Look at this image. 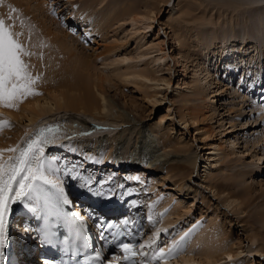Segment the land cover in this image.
I'll use <instances>...</instances> for the list:
<instances>
[{
  "label": "rangeland",
  "instance_id": "374dc122",
  "mask_svg": "<svg viewBox=\"0 0 264 264\" xmlns=\"http://www.w3.org/2000/svg\"><path fill=\"white\" fill-rule=\"evenodd\" d=\"M236 1L170 0L166 4L164 0H25L33 11L31 15L45 22L44 27H52L50 33L57 34L58 41L65 36L71 43L75 40L79 55L92 63L93 69L89 68L92 79L99 84L105 79L101 84L108 114L103 121L73 110L56 109L39 118L32 127L26 119L13 120L8 128L0 129V163H9L18 152L20 142L36 128L54 122L62 131L51 139L46 149L42 148L43 168L54 171L57 178L62 173L66 184L69 178L77 181L83 192L88 190L87 193L102 200L110 198L124 203L129 214L143 223V243L158 245L167 252L169 263L178 260L184 264L182 260L191 255L201 261L198 258L203 247L194 242L193 234L197 227L216 220L227 230L232 242L242 245L245 252L235 259L210 264H243L242 259L245 264H264L260 241H264L263 229L253 217V222H247L246 213L237 205L241 200L250 199L251 206L247 209L245 205L249 212L264 210V103L260 100L261 88L255 91V85L264 81V44L260 43L264 38L257 35L264 30L261 24L264 3L257 10L239 13L235 9L241 6ZM157 5L161 12L155 21L149 22L146 19ZM234 12L240 14L242 23L227 22ZM102 16H110L114 27L119 26L106 40L99 33L88 31L92 21L104 22ZM149 24L151 28L147 27ZM180 25V31L186 34L182 35L183 39L177 31ZM233 31L238 32L236 37ZM109 43L112 45L106 47ZM215 44L221 47L215 48ZM108 47H113L114 52L107 53L105 59L96 57ZM232 54L238 59V65L229 71L223 64L235 59ZM59 56L58 60L63 61L66 55L60 51ZM217 58L222 63L219 67L215 63ZM204 61L214 75L211 80L216 81L214 87L211 83L206 85L204 79L200 81L204 76L201 73ZM205 86V94H195L197 87ZM36 89L42 91L40 86ZM216 89L218 95L214 93ZM202 98L206 104L201 102ZM243 98L245 104L241 102ZM50 106L55 108L53 103ZM186 107L195 109L196 117L187 116L188 121L184 123L180 111H187ZM201 107L206 110L204 115L199 111ZM120 113L124 116L118 119ZM9 128L14 130L10 139L4 135ZM162 132L176 143V149L175 145L163 148ZM22 133L15 146L16 138ZM76 142H84L80 153L71 150L78 145ZM139 151L142 160L135 155ZM160 154L159 161L156 158ZM188 156L186 168L168 172L162 167L164 158L166 165H177ZM149 160L154 162L150 164ZM245 171L247 175L237 176L238 172ZM235 179L241 180V184L223 186ZM250 185L254 188L250 195L243 193V187ZM80 188L74 191L78 190L74 193L77 197L82 191ZM30 200L13 199L10 205L14 208L10 211L14 217L12 228L8 223L7 228L11 229L7 235L19 254L15 264L21 262L20 256L29 243V231L23 228V208L31 209L25 205ZM164 203L167 206H162ZM173 208L180 214H173ZM173 240L177 242L175 247L171 246L175 243Z\"/></svg>",
  "mask_w": 264,
  "mask_h": 264
},
{
  "label": "bare ground",
  "instance_id": "6f19581e",
  "mask_svg": "<svg viewBox=\"0 0 264 264\" xmlns=\"http://www.w3.org/2000/svg\"><path fill=\"white\" fill-rule=\"evenodd\" d=\"M28 1H30V0H28ZM164 2L167 4L170 2V0H164ZM261 3L263 4L264 0H240V4H239V0H237L235 2V4L238 6H241V7H237L235 9V11H237V12L239 11V13H240L242 10H246L248 13L249 11L257 10V8L259 7V5H261ZM215 5H218V4H215ZM226 9H228V8H226ZM231 10H233V9H231ZM219 11H220V9H219ZM160 12H161V10H160L159 6L157 5L155 7V10H153V12L150 13L151 16H149V18H147L146 20H149V22L155 21L157 14ZM237 12H236V14H235V12L231 13L232 15H230V18H229V20H227V22H231V23L236 22L237 24L242 23L241 20L239 19L240 14ZM31 13H33V11L31 10V7L28 5V3L25 2V0H0V18L5 20L7 27L15 34V39L19 43H21L24 51L30 53V55H22L21 59L24 61L25 64L28 65V71L30 72V74L34 78L38 77V79H36L35 84L32 86L33 92L38 93V94L27 96L25 98H21L19 101L16 102V107L9 108L3 104H0V129L8 128L9 127L8 124L10 125L13 120H23V119L28 120V122L30 123V126L32 127L34 125V123L38 121L39 118H42V116L46 115L48 112H52L56 109L73 110V111L88 115L93 119H99V120L104 121L106 119L105 114H108V112H107L108 106L106 104L107 102H106L105 98H103V94H102V86L103 85L101 83H103L105 81V79H103L102 82L99 84L98 82H96V80L91 78L89 68L92 67V63L87 59V57H84V55H81V56L79 55L80 53L77 52V50H76L77 47L73 43L75 40H73V42L71 43L68 40L69 37L65 36L63 40L58 41L59 40L58 35L55 34L54 36H52V34L50 33V29L52 27H48V28L44 27L45 22H42L40 20L37 21L35 18L36 15L35 14L31 15ZM101 15H103V14H101ZM101 19L104 20V22L103 21H99V22L92 21L93 23H92L91 27L88 29V31L91 32V34H93V33L98 34L99 33L100 36L106 40L107 39L106 36H108V34L110 32L116 31L119 28V26L114 27V25H115L113 23L114 19L111 20L110 16H102ZM53 21L54 20H52V22ZM212 22L216 23L215 21H212ZM263 23H264V21H263ZM263 23H261V24L264 25ZM54 24H56L55 21H54ZM147 27L151 28L152 24H149V26H147ZM111 28H113V29L111 30ZM181 29H182V25L177 27V31L180 32L181 39H183V36L186 34H184L182 31H180ZM241 29H243V28H241ZM237 34H238V32H234L235 36H233V37H236ZM257 35L263 36V38H264V30H262V31L260 30V32ZM249 36H251V35H249ZM255 36H256V33H255ZM255 36H254V38H255ZM249 38L253 39V37H249ZM180 43H182V42H180ZM260 43L264 44V40L262 39V41ZM110 44L111 43H109L105 46L107 47ZM113 47L115 48V47H117V45L113 46ZM113 47H108V49L105 48L106 51H101L98 55H96V57L99 56L100 59L101 58L105 59L104 57L107 55V53L114 52ZM220 47H221V45L215 44V48H220ZM257 49H259V48H257ZM107 50H109V51L107 52ZM60 51H63V54L66 55L65 59H63V61L58 60V57H60L59 56ZM213 53L216 54V52H213ZM240 53H242V52L240 51L238 54H240ZM234 56L235 55H233V54L231 55L232 58H235ZM241 57H242V54H241L240 58ZM237 60L238 59L235 58L232 60V62L229 61L230 63L224 62L223 67L225 69H228V70L231 68H234V70H235L237 68V65H238ZM118 61H119V59H118ZM215 61H216L215 63L218 64V67L221 66L222 63L219 61V58H217V60H215ZM219 62H220V65H219ZM233 63H235L234 66L232 65ZM206 64H207L206 61L202 62L203 66L201 67L202 68L201 73L204 76L202 77V79L200 81L202 83V80L204 79L206 85L208 83H211L212 87H214L213 83H216V81L213 83L211 81L214 78L213 77L214 75L210 74V72L208 71V68H206ZM91 69H93V68H91ZM33 70H36L37 72H35ZM245 74H244V77H245ZM134 75H137V73ZM230 75H231V73H230ZM141 76H142V74H140V77ZM95 79H99V77H95ZM143 79L146 80L147 78L145 77ZM164 81L166 82V80H164ZM166 83L168 84V82H166ZM217 83H220V82L217 80ZM39 86H40L42 91L36 89ZM263 86H261V84L256 85L255 90H257V88H258V90H259V88L262 89ZM206 88H207L206 86L205 87H197L195 94H197V95L205 94ZM214 91H215L214 93L217 92L215 95H218L217 89ZM251 91H252V89H251ZM244 96H245L244 98L247 100L248 99L247 96L246 95H244ZM204 98L201 99V102L206 104V102H205L206 99H204ZM240 98H241V96H240ZM244 98H243V100H241V102H243L245 104L246 100ZM50 103H53V105H55V108H52L50 106ZM205 104H204V107H205ZM204 107H201L199 109V111L201 110V112H202L201 114H203V115L206 112ZM259 111H261V110H259ZM263 112H264V110H262V113ZM180 113H181V117H182L181 119L184 120V123L188 121V119H186L187 116L188 117L190 116V118L196 117L195 109H192V108H187V111L183 110V111H180ZM123 116H124V114L120 113L117 117L119 119V118H123ZM116 122L120 123V121H116ZM229 122L230 123L233 122L232 119H230ZM49 124H52V122ZM26 127H29V125H26ZM43 127L44 126H42L40 129H37V131L35 133H39ZM6 131H7L6 132L7 134H4V135L7 138L12 133H14V130H12V128H9ZM50 132H46L45 141L48 139L49 140L46 141L45 143L43 142L42 143L43 146H46V144H48V142L52 139V137H51L52 135ZM23 135H24V133H22L21 136L16 138V142L14 144L15 146L19 143V141L21 140ZM8 139H10V138H8ZM160 139L162 140V144H163L164 149L168 148V147H172L173 145H175L174 148L176 149V143H174L169 137H166V133L164 134V132H162ZM83 143L84 142H76V144H78V145L75 147H71L72 148L71 150L75 153L82 152ZM263 149H264V146H263ZM139 153H140V151L135 152V155L139 156L140 155ZM209 154H213V153L210 152ZM160 156H161V154L158 155L159 159L156 158L159 161H160ZM138 158L140 160H142L140 156ZM156 159H155V161H156ZM189 159L190 158L188 156L186 158L185 162H183L182 164L178 163L177 165H171V164L166 165V162H165L166 159L164 158V163H163L162 167L167 169L168 172L177 171L176 169L186 168L187 165L185 163L187 161H189ZM143 160H145V159H143ZM162 161H161V164H162ZM148 162L150 164H152V162H154V160H149ZM150 166H152V165H150ZM45 169H47V168H45ZM45 169L43 170L44 175L46 174V176H49V177L52 176V178L58 176L57 174L54 173V171H53V173H54L53 174V173H51L52 171H48ZM134 174H136V171H134ZM131 175H133V174H131ZM131 175H130V177H131ZM245 175H247V171L237 173V176L239 178L243 177ZM53 179H55V178H53ZM240 181L241 180H239V179H235L234 181L227 183L223 186L229 187V185L233 186V184L236 186L235 183L241 184ZM60 184L65 186V184H62L61 182H60ZM251 186L252 185L244 186L242 189L243 193L250 195L252 189H254L253 186L252 187ZM230 188H232V187H230ZM212 189L214 190V188H212ZM85 191L87 192L88 190H85ZM77 192H78V190H77ZM77 192H74V193H77ZM262 193L264 195V192H262ZM260 197H262V194H260ZM226 198H228V197H226ZM231 198H232V196L230 195V199ZM230 199H228V200L231 201ZM16 201H18V199H16ZM167 203H168V201H167ZM167 203L162 204V206H167ZM230 203L232 204V202H230ZM250 203H251L250 199H244V200H241V202H239L237 205H240L239 208L241 207V209H239V210H241L242 213H246L245 218H247V222H253L252 217L254 218L253 219L254 221H257L256 224H258L260 226V229H263L262 235H264V210H257L256 212L255 211L253 212V210H252L251 212H249L247 210L248 209L247 206L248 205L251 206ZM25 205L31 207V209L29 207H28V209L25 208V209H27V212L29 214L35 213V217H36L38 214V208L36 206V203L34 201L30 200V203H28V204L26 203ZM245 205H246L247 209L245 208ZM11 208L12 207L10 206V209L8 210V213L6 215L9 218H11V212L10 211H12L14 209V208H12V209ZM172 213L173 214L177 213L178 215L180 214V213H178L177 208H175L172 211ZM250 213H252V214L249 216L248 214H250ZM7 217H6V220H7ZM23 228L29 231L28 242L32 241L34 238V235H35L34 232L29 230L27 227H25V222L23 223ZM34 228H35V226H34ZM251 236H252V234H251ZM188 237H190V236H188ZM247 238L250 240L251 237L250 238L247 237ZM257 238H258V236H257ZM259 239H261V238H259ZM25 240H27V238ZM193 240L195 243H199L200 246L203 247L202 253H201V255H199V257H201V258H198L199 260L201 259V261H196L195 260L196 256L191 255L189 257H185V260L182 258L184 260V261L182 260L183 263H188L189 261H194V262H198V263H202V264L217 263L221 259H226V258L235 259V257H240L242 255V253L245 252L244 248L241 249V247H243L242 245H236L238 243L235 244L232 242L233 240L230 236H228L227 230L222 226V224L218 223V221H216V220H211L210 224H208V225H205V226L201 225L200 227H197V229L195 230V232L193 234ZM260 241H261V244L263 246V251H264V241L262 239ZM239 243H240V241H239ZM174 244L175 243L172 242L171 246L173 247ZM193 248H194V245H193ZM195 249H196V246H195ZM159 257L162 260L161 264L169 263L165 259V254L162 257L159 255ZM168 261H169V259H168ZM242 261H243V264H245L244 263L245 261L243 259L240 262L242 263ZM177 262H178V260H177ZM234 263L240 264L237 262H234ZM176 264H181V263H176Z\"/></svg>",
  "mask_w": 264,
  "mask_h": 264
},
{
  "label": "snow or ice",
  "instance_id": "6c2138e0",
  "mask_svg": "<svg viewBox=\"0 0 264 264\" xmlns=\"http://www.w3.org/2000/svg\"><path fill=\"white\" fill-rule=\"evenodd\" d=\"M22 55L30 53L24 51L5 20L0 18V104L9 108L16 107V102L21 98L38 94L32 88L38 77L34 78L30 74L28 65L21 59ZM40 143L38 138L28 143L19 156L10 158L9 163H0V230L3 228V214L7 211L9 201L39 199L41 189L36 182L42 180L44 184L51 183L43 172V149L39 148ZM58 193L59 199L67 203L63 198V189H58ZM123 248L127 250L128 245H123ZM163 255L161 251L160 256Z\"/></svg>",
  "mask_w": 264,
  "mask_h": 264
}]
</instances>
